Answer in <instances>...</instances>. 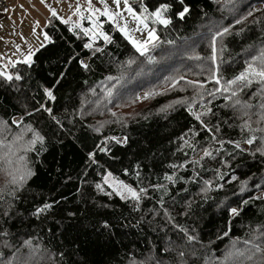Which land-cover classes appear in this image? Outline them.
<instances>
[{
	"label": "trees",
	"instance_id": "trees-1",
	"mask_svg": "<svg viewBox=\"0 0 264 264\" xmlns=\"http://www.w3.org/2000/svg\"><path fill=\"white\" fill-rule=\"evenodd\" d=\"M165 2L172 6L167 14L171 23L163 26L149 22L157 29L158 41L149 45L143 56L103 17V30L112 42L96 40L92 49H85L87 37L79 29L69 31L70 24L50 15L44 24L49 41L34 51L31 64L16 62L14 68L9 67L13 77L20 75L21 79L6 81L0 77V121L8 124L11 133L31 124L45 137V150L39 155L29 152L26 157L33 175L16 198L5 195L0 200V233H7L0 235V264H8L17 248V255L27 258L29 249L21 247L25 240L40 249L30 264H142L150 255L165 264H175L176 252L164 249L169 241L182 244L183 233L166 223L157 203L161 196L174 223L197 237L190 246L196 254L187 258L188 264H217L233 243L243 249L245 240L255 238L254 242L264 246V156L256 152L259 142L243 143L249 134L241 124L247 117H242L238 106L233 107L235 98L230 93L196 99L192 110L211 109L203 120L213 131L202 127L187 110L193 87L186 83L197 77L204 84L205 94L214 89L209 88L215 85L209 79L210 72L197 73L199 64L208 62L212 54L209 28L230 26L222 41L226 50L221 53L217 45L218 74L224 80L238 75L245 61L264 48V0H184V4L178 0H143L149 11ZM257 3L260 7L253 11ZM130 4L139 11L140 0H130ZM184 5L190 11L180 19L176 13ZM242 16L245 19L241 20ZM97 47L100 52L95 51ZM193 55L202 59H189ZM176 57H180L177 63L170 64ZM129 59L135 63L128 65ZM80 61L89 68H82ZM145 74L155 77L150 92L158 94L139 99L138 92H149L140 86ZM173 78L175 87L171 86ZM149 81L147 76L145 82ZM259 87L254 83L243 88L238 98L242 103L259 105L264 101ZM45 88L52 90L55 100L44 95ZM108 89L112 96L106 95ZM181 98L187 102L158 111ZM42 104L52 109L59 123L48 112L37 111ZM117 110L122 117L112 115ZM18 117L22 119L19 128L12 124ZM255 119L253 116L252 127H256ZM216 126L218 132L214 131ZM186 133L185 139L197 142L195 152L179 139ZM213 135L225 141L223 146L212 141ZM29 137L26 134V139ZM229 141H240V148ZM97 145L105 151H99ZM202 147H210L213 158L194 166L191 161ZM90 152L95 162L89 160ZM171 164L184 165L175 170V184L163 180L166 173L173 172ZM214 169L224 178L217 179ZM105 171L133 187L147 189L139 210H133V201L95 188ZM233 175L236 180L231 179ZM206 179L212 180L213 186L205 197L200 189ZM241 181L246 182L244 191L240 190ZM157 184L167 185L166 195L162 189L151 187ZM215 184L223 187L216 188ZM4 186L0 176V188ZM45 203L52 207L34 215ZM238 206L239 215L230 216L228 209ZM240 261L251 264L243 257ZM255 264H260L258 258Z\"/></svg>",
	"mask_w": 264,
	"mask_h": 264
},
{
	"label": "snow or ice",
	"instance_id": "snow-or-ice-1",
	"mask_svg": "<svg viewBox=\"0 0 264 264\" xmlns=\"http://www.w3.org/2000/svg\"><path fill=\"white\" fill-rule=\"evenodd\" d=\"M178 2L180 4H184V0H178ZM232 2L233 0H228V3ZM96 3L101 6H95L93 0H85V6L83 8L81 5L77 4L75 11L79 19L75 23H73L70 19L62 21L65 24L71 25L69 27V31H73V29H79L83 36L87 37V42L83 44L85 49H92L96 40L102 39L105 44L112 42L110 36L103 30V21L100 19L101 17L105 18L107 22L111 23L112 26L117 31H119L121 35H123L128 43L131 44L135 51L141 56H143L148 51L149 45L154 46L158 41L157 29L155 27H151L149 22H151L152 25L159 24L163 26H168L171 23V18L167 14L169 13L172 6L167 2L160 3L159 6L153 11H149V9L143 3V0H140L139 11L134 10L130 4V0H111V4L114 5L115 8H110L106 0H96ZM234 6L235 5L233 4V7ZM189 11V7L184 5L182 10L176 13V16L180 19H183L185 14L189 13ZM122 12L127 13L128 18H130V20L135 24L134 28L129 26L128 19L122 15ZM248 15L251 16L252 12H248ZM52 16H56L55 11H52ZM240 19L243 20L245 17L242 16ZM81 20H87L88 26L83 27L80 23ZM236 23H240V20H237ZM229 27H221L219 29L209 28L210 47L212 50L210 59L213 65H217L218 43L220 44L219 51L221 53L226 50L222 41L224 37L229 34ZM134 33H140L142 38H135ZM145 33L146 36H144ZM44 39L45 41L48 40L47 35H45ZM168 43L171 44L173 42L168 41ZM95 51L100 52L101 49L97 47L95 48ZM31 56L32 52L29 50L28 54L24 56L22 63L31 64ZM193 58L196 60L202 59L199 55L189 56V59ZM126 63L131 65L135 63V61L129 59ZM15 64L16 62L11 60L9 61V66L14 68ZM80 66L85 70L89 68V65L84 61H80ZM60 75L63 76L64 73L62 72ZM0 77H3V79L6 81L21 79L20 75H15V77H13V75L8 71L7 66H0ZM107 79L111 80L113 77H108ZM180 79H184V77L181 76ZM209 79L213 81L217 87H215L213 91L209 92L208 95L212 96L216 93H230L231 98H235L233 107L235 108L238 106L242 117H247V119H243L241 124L242 130L247 131L249 134L243 143L252 145L254 142L258 141L259 146L256 148V152H259L260 155L264 156V101H262L259 105H253L246 102L242 103L238 98V93L242 91L243 88L251 86L254 83L260 86L259 91L262 95H264V48H261L256 55H252L250 60H246L243 70L238 75H235L232 79L224 80L223 77L218 74V65L217 68L211 72ZM58 82L59 81H57V83ZM186 83L187 85L193 87L195 93L191 98V101L187 102V98L171 101L168 105L162 106V108L158 111H166L167 109L173 108L174 105L185 104L187 102V110L189 111V114L192 115L195 120L199 121L202 127L206 128L210 132L213 131V129L209 128L207 123L203 120V117L211 113V109L206 108L204 111L192 110V104L196 102V96L198 95L200 99H203L205 91L204 84L198 80H188ZM175 85L176 80L173 78L171 81V86L175 87ZM180 90L183 91L184 89L181 88ZM156 94L158 93L146 92L144 93V98L147 99ZM44 95L50 100H55V96L53 95L52 90L49 88L44 89ZM106 95L112 96L111 89L106 90ZM228 99L229 96H225V100ZM201 107L204 106L201 105ZM41 109L45 112H48L51 116V119L56 120L57 123H59L57 117L52 115V109L45 107L43 104L40 105V109H37V111ZM253 109L257 110L253 111ZM112 115H115V113ZM253 116L256 117L254 121L256 127H252ZM12 124L19 128L22 124V119H13ZM214 131L218 132L219 127L216 126ZM189 132H191L193 136L195 135L192 129H189ZM256 133H260L261 135L257 136ZM8 134H11L10 140L8 139ZM26 134H30V137L27 139ZM186 135L187 133L184 136L179 137V139L183 141V145H186L193 152H195L197 142H190L188 139H185ZM111 139L116 138L112 137ZM212 141L219 143L221 146H223L225 143V141L220 140L215 135L212 136ZM44 143L45 137L31 124L24 125L19 132L11 133V129L9 128L8 124L4 121H0V172H3L7 177H9V180L5 184L4 188H0V200H4L5 195L10 198H16V194L23 187L24 182L33 175L31 168L27 164V154L29 152L35 151L37 155H39L40 152L45 150ZM228 143H232L237 149L240 148L241 144L240 141H229ZM97 149L101 152L105 151V149L100 145H97ZM177 150L179 151L180 149ZM215 151L219 152L221 149H215ZM88 157L90 161L95 162L93 160L92 152L88 154ZM205 158H213V150L210 147H202L201 154L198 155L197 158L193 159L191 163L194 166H202V162L205 160ZM169 167L173 169V172L171 174L166 173L163 176V180L169 182L170 184H175V170L178 168H183L184 165L171 164ZM213 171L217 179L224 178V175L221 174L219 169H214ZM125 174H127V170H125ZM194 175L196 174L194 173ZM139 176V172H136V177L138 179ZM231 179L236 180L237 177L233 175ZM188 180L192 181L193 177H189ZM245 184V181H241V191H244ZM103 185H107L108 188L112 189V192L119 196L121 200L133 201L134 211L139 210L141 199L147 193V189L145 187L139 185L133 187L108 171L103 173L102 181L96 183L95 188L100 192H104ZM212 186L213 181L206 179L203 181L200 192L206 197L207 192ZM214 186L216 188L223 187L221 184H215ZM151 187L157 190L162 189L165 195L167 194V185L165 184L151 185ZM5 189L9 190L5 192ZM108 194L110 195V193ZM157 203H159L161 206L163 217L165 218L166 223L172 224L173 227L178 229L179 232L183 233L182 244L169 241L164 251L176 252L175 264H188L187 258L196 254L195 248L190 246L197 242V237L191 235L183 226L174 223L175 218L172 217L170 211L165 207L163 196H161ZM243 203L247 204L248 201H243ZM51 207V204L45 203L42 207L36 208L34 215L39 216L42 212L48 211ZM187 207H190V205H187ZM228 212L230 216L239 215L240 207H230ZM3 214L8 216L9 213L8 211H5ZM69 215H71V213ZM105 227H107V224H105ZM0 235H7V233H0ZM225 235H227V233H225ZM254 239L245 240V247L243 249L238 248L236 243H233L231 248L225 252L223 258L219 260L217 264H241L240 257H243L246 261L251 262V264H255V261L258 258L260 264H264V246L254 242ZM4 244L7 246L8 242L4 241ZM21 247H27L29 249L28 257L22 258L21 256L17 255L20 251V249L17 248L16 252L13 253V258L8 261V264H30L31 257L35 256L40 250L39 245L34 246L31 240H25ZM149 262H151V264H165L163 259L151 255L148 256L147 259L142 262V264H149Z\"/></svg>",
	"mask_w": 264,
	"mask_h": 264
},
{
	"label": "rangeland",
	"instance_id": "rangeland-1",
	"mask_svg": "<svg viewBox=\"0 0 264 264\" xmlns=\"http://www.w3.org/2000/svg\"><path fill=\"white\" fill-rule=\"evenodd\" d=\"M13 2L12 5H8L10 3V0H5V4H7V9L1 15L2 20L0 21V66H7L9 70V61L13 62H22L24 59V56L28 54L29 50L32 52V56L34 54V51L37 50L39 47L44 45L49 41L44 40V36L47 35L44 31V24L46 23V20L48 19L44 17V15L49 16L50 14L52 15V11L56 12V15L60 17L61 20H71L73 23H75L79 17L76 15V5L79 4L83 8L85 6V0H37L36 4L34 5L35 8L27 7L26 3L24 5V1L22 0H11ZM110 8H115L114 5L111 4V0H106ZM94 3V2H93ZM95 6H97L94 3ZM132 6V5H131ZM99 7V6H97ZM133 7V6H132ZM260 7V4L257 3L253 9L257 10ZM121 8H122V3H121ZM134 8V7H133ZM134 10H136L134 8ZM137 11V10H136ZM86 15V13H85ZM122 15L125 16L126 19H128L129 26L134 28L135 24L128 18V15L126 12H122ZM245 17V16H244ZM101 19V18H100ZM81 25L83 27L88 26V21L87 20H81L80 21ZM151 27H153L150 24ZM17 31L19 34L20 32H23L24 34V39L22 42H20L17 45L16 43L10 44L9 37L12 36L13 32ZM28 32V34H26ZM135 38L141 39V34L140 33H134ZM146 36V33L144 34ZM31 56V60H32ZM4 57V58H3ZM177 58L171 59L170 64L175 62L177 63ZM216 69V65H213L211 62V59L208 60V62H202L199 64L197 67V73L199 74V71L203 73V71H208L211 75V72ZM147 72H152V70H147ZM150 77L149 82H145L146 77ZM198 79L197 77L195 80ZM193 80V79H192ZM140 86L148 89L147 91H151L154 83H155V77L151 76L150 74H145L141 77L140 80ZM201 82V80H198ZM214 83V82H213ZM215 88V85H211L209 88ZM217 87V86H216ZM207 88V89H209ZM214 90V89H213ZM146 93V92H145ZM194 90L191 91L190 98L194 96ZM137 97L139 99H142L144 97V92L140 91L138 92ZM205 98H209L210 95L205 94ZM197 100H200V97L197 95L196 96ZM138 100V99H137ZM138 107V106H137ZM127 110H130V107H127ZM124 111V110H123ZM116 117H122L120 115L119 110L117 112H114ZM16 133V132H14ZM8 139H11V134H8ZM201 152L199 151L196 155H199ZM1 178H4V184H6V178L7 176L3 173L0 172ZM104 191L113 193L112 189L108 188L107 185H103ZM119 197V196H118Z\"/></svg>",
	"mask_w": 264,
	"mask_h": 264
},
{
	"label": "crops",
	"instance_id": "crops-1",
	"mask_svg": "<svg viewBox=\"0 0 264 264\" xmlns=\"http://www.w3.org/2000/svg\"><path fill=\"white\" fill-rule=\"evenodd\" d=\"M22 1H24V5H25V3H26V5H27V7H30V9L31 8H35L34 7V5L36 4V2H37V0H22ZM93 2L97 5V6H101V5H99L98 3H96V0H93ZM6 3V2H5ZM13 4V2L10 0V3L8 4V5H12ZM7 5V4H6ZM32 10V9H31ZM1 15H3L2 13L0 14V21L2 20V18H1ZM51 15V14H50ZM49 15V16H50ZM49 16H46V15H44V17H45V19H46V17L48 18ZM56 16H58V15H56ZM59 17V16H58ZM60 18V17H59ZM18 32L17 31H15V32H13V34H12V36H10L9 37V41H10V44H14V43H16L17 45L19 44V46H20V42H22L23 41V39H24V34H23V32H20L19 34H17ZM26 34H28V32H26ZM45 37V36H44ZM45 40V39H44ZM4 58V57H3ZM19 62V61H18Z\"/></svg>",
	"mask_w": 264,
	"mask_h": 264
},
{
	"label": "built area",
	"instance_id": "built-area-1",
	"mask_svg": "<svg viewBox=\"0 0 264 264\" xmlns=\"http://www.w3.org/2000/svg\"><path fill=\"white\" fill-rule=\"evenodd\" d=\"M7 9V5L5 4V0H0V14L4 13L5 10ZM16 119H20V117L16 118ZM118 140V139H117ZM120 141V140H119Z\"/></svg>",
	"mask_w": 264,
	"mask_h": 264
},
{
	"label": "bare ground",
	"instance_id": "bare-ground-1",
	"mask_svg": "<svg viewBox=\"0 0 264 264\" xmlns=\"http://www.w3.org/2000/svg\"><path fill=\"white\" fill-rule=\"evenodd\" d=\"M230 145V144H229Z\"/></svg>",
	"mask_w": 264,
	"mask_h": 264
}]
</instances>
